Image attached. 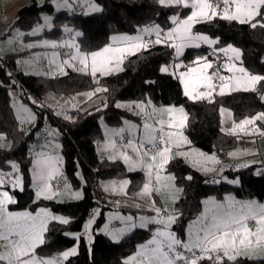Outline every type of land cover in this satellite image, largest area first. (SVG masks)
<instances>
[{
	"label": "trees",
	"instance_id": "trees-1",
	"mask_svg": "<svg viewBox=\"0 0 264 264\" xmlns=\"http://www.w3.org/2000/svg\"><path fill=\"white\" fill-rule=\"evenodd\" d=\"M94 1L101 7L99 13L68 16L65 11H55L50 0H44L41 5L31 0V4L18 11L13 25L26 31L40 22L44 15H52L55 24L69 25L80 33L77 37L79 51L91 52L103 47L113 34L133 33L152 24H158L163 29L172 25L173 15L182 18L189 12V8L164 6L158 0ZM259 11L256 17L245 22L216 15L192 25V33L213 39L214 47L228 44L237 47L245 70L261 76L255 91H233L215 95L210 101L190 100L183 93L178 79L161 71L162 65L170 61L173 63L175 59L174 48L169 42L126 55L121 70L98 76L96 80L88 73L78 71H70L60 77L24 74L17 68L20 52H9L0 58V133L9 141L8 147L0 146V172L9 170L13 162L22 176V189L12 191L13 203L9 206L36 210L44 205L54 214L67 216L65 222L48 223L43 232V243L35 248L37 255L50 257L76 244L77 252L62 264H133L125 261V258L152 234L148 229H136L114 242L104 234L94 233L90 248L81 235L83 224L91 212L98 206H106L93 193V179L127 178L129 193L136 191L143 183L142 173L128 172L121 162L101 158L96 151L97 142L102 138L100 120L109 125H119L124 118L131 116L117 106L118 102L149 100L154 105L182 106L187 114L184 132L190 145L204 152L221 154L233 149L237 143V135L221 129L219 110L222 107L231 112L234 120L257 116L260 119L256 122L264 127V102L260 98L264 88V22L259 23L263 18L264 4ZM61 29L54 28L45 34L54 35L62 32ZM207 50V47L198 50L188 48L180 58L183 68L192 65L196 58L204 57ZM98 87L100 90L97 91ZM17 88L23 93H30L37 100L46 92L64 96L92 92L89 100L98 95L103 97L98 105L82 108L84 104H81L69 111L67 118L55 115L51 108L44 106L40 109L32 105L36 112L35 124L26 128L20 124L10 105L11 96ZM19 97L32 104L24 96ZM44 116L56 131L61 147L60 181L73 187L79 186L80 180L83 181V196L79 200L57 202L36 200L34 197L29 171L33 158L31 146L40 140ZM259 166L226 169L225 178L210 181L208 175L196 172L182 159H171L166 164V170L173 175L180 188V197L174 204L178 217L173 229L177 235L184 238L187 224L201 211L202 200L206 197L222 199L225 194L231 193L237 200L263 202L264 173L258 174L261 171ZM227 178L238 179V185L229 184ZM68 232H74L78 237H67ZM197 264H264V258L213 260L203 256Z\"/></svg>",
	"mask_w": 264,
	"mask_h": 264
},
{
	"label": "crops",
	"instance_id": "crops-1",
	"mask_svg": "<svg viewBox=\"0 0 264 264\" xmlns=\"http://www.w3.org/2000/svg\"><path fill=\"white\" fill-rule=\"evenodd\" d=\"M36 2L38 5H41L44 0H36ZM69 2H72V0ZM81 2H84V6L80 5ZM29 4H31V0H0V50L7 46V40H3L6 35L13 30H17L13 23L17 17L18 11ZM52 4L55 10L54 3ZM263 4L264 0H257L249 5H240H243L246 10L249 9V12L253 13L254 16L258 11L259 6ZM94 5L95 4H93L91 0H77L76 8L72 9V11L70 10V12L71 14L76 15H84L86 12H90V10L91 12H95L93 10H97V6ZM222 5L219 6L218 9L222 7ZM233 7L234 6H231V10H233ZM59 9L62 11H68V3H60ZM233 19H236V17H233ZM53 25L58 26L59 28H71L74 31L71 26L66 24L58 25L54 23ZM46 26L47 25L45 24L43 31L40 32V34L38 33L39 35L35 33L33 36L29 34H26V36H28V38L49 36L52 38L63 39L62 43L64 47L62 49V55L65 56L66 59H62L60 64V61L55 60L56 54L46 51L45 54L47 57H41L39 60L40 65H48L44 67V75L46 74V76L49 77H60L70 71H78L88 73L89 75L92 74L91 77L94 80H96L98 76L116 72L114 69L110 68V65L114 62L113 60L117 59V67L119 68L126 55L147 48L144 43V38H156L160 33L158 32L157 35H155L156 33H154V35L145 34L142 37H139L138 35L132 37L126 36L128 35L126 33H116L111 35L109 41L100 49L91 52H82L78 50L77 45L75 47L76 49H69L67 46V42L72 39L71 36L74 34L73 31L69 33L68 38H66L68 34H63V32L54 35H47L45 34L47 33ZM191 28L192 26L189 28V33L192 34ZM189 33L186 32L181 34L179 36L180 42L175 40L177 42L176 45L182 44L184 46H190L191 43H202V47H207L202 37L199 36L194 38L193 35H190ZM79 35V32L75 35L76 44ZM165 36L168 39L166 33ZM40 42H43L42 39L36 40L35 45L29 44V46L23 45L25 43L20 44L17 41L11 44L13 50L10 52H20V55L17 58V68L24 74L27 73L19 67L18 60L21 58V55H27L29 52L33 51V49L42 48L41 45L38 46ZM112 52L114 53L113 56L116 55L114 59H111L110 53ZM6 53L9 52L4 51L0 58ZM219 54L224 57V66L221 72H213L217 77L223 74L227 75L229 72L236 69L233 66H229L227 56L222 52H219ZM202 59L204 58L202 57ZM233 60L238 63L236 55ZM170 65L174 66V63L171 61ZM210 68L212 69L211 62ZM229 68L231 69L230 71ZM91 70L92 73H90ZM260 79L261 76L250 74L244 67H242L241 71L234 72V76L231 75L229 87L230 90L235 91H255L257 90V82ZM181 88L185 96L190 98L189 95L184 92L182 84ZM98 90L100 89H97V91ZM263 94L264 88L260 92V98L264 102V99L262 98ZM43 95V104H41L45 107L51 108L55 115L63 118H67L69 111L79 107L81 104H84L82 108L98 105L103 97L102 95H98L89 100L92 92H80L70 96L61 95L62 97L59 96L60 94L51 95L47 92ZM61 102L64 103V105H61ZM15 103L18 112L23 114V105H20L19 100L16 98ZM126 103L129 104H126L127 106L121 109L126 110L131 116L124 118L119 125H109L104 121L100 122L102 138L97 142L96 151L101 158H106L109 161L121 162L128 172L142 173L143 183L136 191L131 192L134 194V198H123L115 204L98 206L93 210L83 224L81 232L82 237H85V232L83 231L85 226L92 225V231L94 232L98 223L102 220H105V222L106 220H109L110 223L106 231L102 229L103 226H100L97 230H101L99 232L103 231L102 233L114 242H116L115 240L132 233L136 229H144L145 227L152 228L147 229L150 230L151 233H155L158 241L162 239H170V243L167 242L166 244L167 246L169 245L168 248L170 253L175 255L174 264H179L180 262L181 257L178 253L179 250H189L197 247L203 248V256L207 257L208 253L211 254V259L213 260L224 258L234 260L237 257H246L250 259L264 258V201L259 202L256 200L244 201L231 199L223 212L218 208V205L224 202L225 198L213 200L212 198L206 197L202 200L201 212L199 215L195 216V218L187 224L182 241L183 243L173 242L172 238H170V234H168L174 231L173 226L178 217L174 210V204L180 197V188L175 183L173 175L166 170V164L171 159L180 158L196 172L202 175H210L214 174L215 166L220 155H224L232 160L233 167L230 169L236 170L256 165L252 161L251 165H248V160L257 157V153L251 155V158H249L250 155L233 150L237 147L238 142L233 149L221 154L204 152L190 145L189 139L184 132L187 114L181 106L154 105L149 100ZM219 111L221 120V108ZM24 115L26 116V114ZM35 118L36 116L29 115V119H27L28 125L20 120L19 121L23 127L33 126L35 124ZM258 119L260 118L257 117L254 120V123L255 125L260 126L256 122ZM46 129L47 128L43 127L41 133L46 134L47 138H40L37 143H34L31 146L33 158L29 171L34 197L35 199L37 198L36 200H54L57 202H64L70 198H77L79 200L83 196V192H78L75 195L72 194V192L67 191L65 188L61 190L63 182L59 179L62 169L60 143L59 140L56 139L57 135L54 133V130L47 129L49 131L46 133ZM156 134L161 135L160 149L153 155L146 154L143 150V146L152 143ZM238 136L239 135H237V138ZM259 152L261 156L264 154V150ZM237 164L242 165L238 168L236 167ZM259 170L264 172L263 168H260ZM224 172V169L218 171L216 173L218 178H225ZM57 182L61 183V188L56 187L55 184ZM98 183L101 190L109 195H123L129 193L127 191L129 185V180L127 178L100 180ZM10 201L13 203V199ZM207 205L211 206L210 211H207ZM159 210H163L165 214L160 215L158 212ZM169 211L172 212V214H169ZM4 213L5 210L3 212L0 211V215H3ZM45 218L50 220V218L55 219V216L52 215ZM249 218L254 220L256 229L250 230L247 227L246 220ZM196 221H199V224H197ZM9 222L12 224L14 223L13 219ZM44 224L45 223L41 225L42 231H44L46 227ZM2 246L3 242L0 248V253L2 252ZM165 248L167 247L165 246ZM57 254L63 261L68 258L63 257L61 253ZM49 258L54 260L53 255ZM140 260L143 261L142 259ZM128 263L143 264L137 259L131 260Z\"/></svg>",
	"mask_w": 264,
	"mask_h": 264
},
{
	"label": "rangeland",
	"instance_id": "rangeland-1",
	"mask_svg": "<svg viewBox=\"0 0 264 264\" xmlns=\"http://www.w3.org/2000/svg\"><path fill=\"white\" fill-rule=\"evenodd\" d=\"M70 0H51L52 3H54L55 10L56 11H62L59 9L60 3L64 4L65 2L69 5V10L65 11L68 16H71L72 9L76 8L77 6V0H72V2H69ZM84 1V0H83ZM94 6H97V10H93L95 12H86L84 14L85 16L93 15L96 13H99L101 10V7L94 1L91 0ZM161 5L164 6H179L182 8H189V12L185 17L179 18L176 14L171 17L172 25L166 28H163L158 24H152L147 25L139 28L136 32L133 33H126L128 35L126 36H139L142 37L145 34H153L158 32H165L167 34V41H169V44L173 46L174 48V66H171L170 64H164L161 66V71L164 73L171 74L173 77L177 78L178 81L182 84L184 92L189 95L190 100H207L210 101L213 99L215 95H222V94H228L235 90H230V80L231 75L234 76V72L241 71L243 64L242 56L239 51V49L231 44L222 46V47H214V40L209 38L206 35L203 34H197V33H189V28L192 26L193 23L201 21L203 19H209L216 15L222 16V17H228L233 18L236 17L240 22L243 21H249L256 17L260 13V7L259 6L257 13L253 16V13L249 12V9L246 10L243 5H249L252 4L254 1L257 0H223L224 4L222 7L218 9L211 7L208 0H158ZM81 6H84V2H81ZM231 6H234L231 10ZM264 17V12L262 14ZM207 17V18H205ZM247 17V18H245ZM53 18L52 15H44L40 22H38L34 27L24 31V30H13L10 33L6 35V37L3 40H7V46L6 48H1L0 50V57L5 52H10L13 49L11 48V44L15 41L19 42L20 44L27 45L33 44L35 45L36 40L42 39L43 42H40L38 46H42V48H36L33 49V51L29 52L27 55L23 54L21 55V58H19L18 63L19 67L23 69V71L27 74H41L44 75V67L48 66L46 65H40L39 60L41 57H47L45 52H51L56 54L55 60L61 61L62 59L65 60V56L62 55V49H63V39L61 38H52V37H33L28 38L25 37L26 34H29L31 36L35 35V33H39L43 31L44 25L46 24V31L51 32L55 27L53 25ZM259 23H263V18ZM63 34H68L66 38L69 37V33L73 31L71 28L62 27ZM38 31V32H37ZM174 31V33H173ZM189 33L190 35H193L194 38L196 37H202L203 41L205 42V45L207 48L215 53L222 52L225 56H227L228 64L229 66H233L236 68L234 71L229 72L227 75H221L219 77L215 76L213 74L212 69L210 68V62L207 61V59L202 58H196L194 63L190 65L189 67L183 68V61L180 60L183 53L187 50V48H193V49H200L202 47V43H191L190 46H184L182 44L176 45L174 44L175 40L177 42H180L179 36L183 33ZM73 35L71 36L72 39H70L67 43V46L69 49H74L76 47V39L75 35L78 34V31H73ZM38 34V35H39ZM125 34V33H121ZM43 43V44H41ZM49 43V44H48ZM184 47V48H183ZM76 49V48H75ZM182 49V50H181ZM180 51V53H179ZM37 52V53H36ZM106 52V51H105ZM104 53V51H103ZM113 52L110 53L111 59H114L116 55L113 56ZM236 57L238 58V63L235 62L233 59ZM117 60V59H116ZM116 60H113L112 64L110 65V68L114 69L116 72L121 70L122 63L119 68L117 67L118 62ZM240 61V62H239ZM117 67V68H116ZM231 69L229 68V71ZM92 73V70L91 72ZM46 75V74H45ZM65 75V74H63ZM92 75V74H91ZM90 75V76H91ZM100 89V87H98ZM247 89V88H245ZM48 94H55L51 92H47ZM39 99L42 102V97ZM61 96V95H59ZM62 97V96H61ZM15 98L19 100L20 105H23V114L21 112H18V108L15 103ZM264 99V94L262 96ZM126 102H132V101H121L117 103V106L120 108H124L129 103ZM32 103V101H31ZM62 103V102H61ZM60 103V104H61ZM10 105L12 106L15 116L18 120L21 122H24L26 125H28L29 115L36 116V112L32 104L25 101L23 98L12 95L10 99ZM61 105H64L62 103ZM181 108H183L181 106ZM221 122L222 126L221 129L229 134L239 135L237 138V147L233 150H237L241 153H246L250 155L249 158H251V155H254L257 153V157L251 158L248 160V165H251L252 162L256 165H260V168L264 169V154L261 156L259 151L264 150V127L255 125L254 120L257 118V116L252 118H243L240 120H234L231 116V112L227 108H221ZM26 114V116L24 115ZM100 122H103L101 119ZM30 126H26L28 128ZM49 130L46 129V133ZM54 133L57 135L56 131L54 130ZM146 133V132H145ZM56 139H58L56 137ZM57 144V143H56ZM0 146L2 147H8L9 141L5 139L4 135L0 133ZM61 150V147H60ZM252 161V162H251ZM242 164H237L236 167H241ZM221 180L220 178H217V181ZM226 182H228L231 185H238V179L236 178H227ZM83 187V181L81 180L79 186L73 187L69 183L63 182V188H65L67 191L72 192V194H77L78 192H82ZM22 189V176L19 172L16 165L11 162V168L5 172H0V211H4L5 213L3 215H0V239L3 242L2 246V252L0 253V264H58L52 258L49 257H38L35 253V248L38 247L43 243L44 236L43 232L41 230V225L45 223L44 225L47 226L48 223L56 221V222H65L67 220V216L63 215L61 213H52L49 211V209L41 205L36 210H30V209H15L10 207V203H12L10 200L13 199L12 191L13 190H21ZM82 198V197H81ZM209 198H212L215 200L216 198L213 196H209ZM224 202L220 203L218 205V208L221 209L224 212L225 207L230 203V200H237L233 194L228 193L225 194L223 197ZM37 199V198H36ZM77 198H70L67 201H76ZM247 201V200H244ZM3 206V208H2ZM209 205H207V211H210ZM201 212V211H200ZM199 212V213H200ZM197 214V216L199 215ZM169 214H172V212L169 211ZM54 215L55 219L50 218V220H47L45 217H50ZM195 218V217H194ZM13 219V224L9 221ZM177 222V221H176ZM110 221L109 220H102L100 223L97 224L94 230L95 233H102L99 232L101 230H97L100 226H103L102 229L106 231L108 228ZM197 224H199V221H196ZM195 223V225H196ZM44 226V227H45ZM46 228V227H45ZM151 227H145L144 229H147ZM83 231L85 232L84 241L88 248H90V243L93 239V231H92V225L85 226L83 228ZM186 231V228H185ZM170 232V231H169ZM103 234V233H102ZM170 238H172L173 242L176 243H183V239L180 238L177 235V232L174 230L170 233ZM185 235V234H184ZM67 237H78V234L74 232H68L66 233ZM122 238H119L115 241H120ZM168 240H159L155 236V233H152L150 237L144 241L143 243L139 244L135 251L131 253L129 256L125 258V261L130 262L131 260H138L143 264H174V254L172 255L169 250V245L167 246ZM159 242V243H158ZM184 245V244H183ZM164 246V247H163ZM165 246L167 248H165ZM164 248V249H163ZM167 249V253H166ZM186 250V249H185ZM77 252V245H73L70 248H67L60 252L63 257H69L71 255H74ZM143 257V258H141ZM207 257L211 258V254H207ZM142 259L143 261H141ZM191 264V263H190Z\"/></svg>",
	"mask_w": 264,
	"mask_h": 264
},
{
	"label": "built area",
	"instance_id": "built-area-1",
	"mask_svg": "<svg viewBox=\"0 0 264 264\" xmlns=\"http://www.w3.org/2000/svg\"><path fill=\"white\" fill-rule=\"evenodd\" d=\"M208 2L211 5V7H213V8L219 7L223 4V0H208ZM167 42L168 41H167V38H166L164 32H160L156 38H154V37L144 38V43L147 47L156 45L158 43H167ZM176 43L177 42L175 41L174 44H176ZM204 58L211 62L212 71L214 73H219L223 70L224 57L221 54L215 53L211 50H207L204 54ZM170 64H171V61H170ZM14 95L24 96V98H26L27 100L32 101V105L36 108L42 109L44 107L40 103L39 100H37L36 98H33L32 95L28 92L23 93L20 88H17L15 90ZM42 123H43L45 128L52 129L50 121L45 116L42 119ZM40 138L46 139L47 135L44 133H41ZM160 146H161V135L156 134L153 142L144 145L143 150L146 154L153 155L160 149ZM232 167H233V161L230 160L229 158L225 157L224 155H220L218 162L215 166L214 174L208 175L209 180L214 181L216 178H218V176L216 174L218 171H220L222 169H224V170L230 169ZM263 173L264 172H262V171L258 172V174H263ZM55 185L57 188H61L60 182H57ZM92 190H93V193L95 194L97 200L103 205L115 204V203L121 201L123 198H134V194H132V193H125L123 195H109V194L104 193L101 190V188L99 187V183H98L97 179H93ZM158 212L160 215L165 214V212L163 210H159ZM246 225L250 230L256 229V224L252 218H249L246 220ZM1 245H2V240L0 239V248H1ZM178 253L181 257L179 264H187V263L197 264V263H200L203 259V254H204L202 247L192 248L189 250H179ZM53 258L56 262L63 263V260L60 259V257L58 256L57 253L53 254Z\"/></svg>",
	"mask_w": 264,
	"mask_h": 264
}]
</instances>
